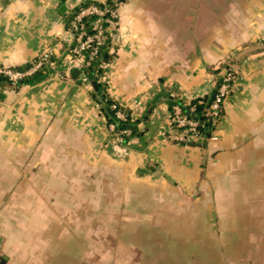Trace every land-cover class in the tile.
Segmentation results:
<instances>
[{
    "label": "crops",
    "instance_id": "1",
    "mask_svg": "<svg viewBox=\"0 0 264 264\" xmlns=\"http://www.w3.org/2000/svg\"><path fill=\"white\" fill-rule=\"evenodd\" d=\"M86 1L106 0H0L1 65L30 63L49 51L60 56L45 77L8 87L0 98L5 264H76L75 241L102 238L84 225L112 222L117 236L129 223L161 228L153 211L166 200L182 195L194 207L209 192L218 209L219 186L241 194L249 176L264 192V0L118 1L112 57L99 80L136 121L125 143L115 140L98 87L83 83L62 58L72 40L65 15ZM221 65L234 72V88L211 135L194 145L168 139L169 112L210 94ZM231 200L230 208L244 202ZM135 207L141 223L122 216ZM219 220L204 221L213 235ZM135 229L129 237L137 240L145 229Z\"/></svg>",
    "mask_w": 264,
    "mask_h": 264
},
{
    "label": "rangeland",
    "instance_id": "2",
    "mask_svg": "<svg viewBox=\"0 0 264 264\" xmlns=\"http://www.w3.org/2000/svg\"><path fill=\"white\" fill-rule=\"evenodd\" d=\"M62 58L65 60L66 54ZM263 175L264 171L262 177ZM256 178L259 186L260 181ZM245 179L246 191L241 194L237 192L234 196L229 192L227 184L219 186L221 206L218 209L211 206L207 191L199 206L187 207L190 204L185 205L181 201L182 195H179L180 199L166 200L162 207L153 211L161 228L147 229L148 225H144L143 217L134 215L137 212L136 207L130 209V212L126 210L122 216L130 221L139 218L137 221L143 223L125 224V232L121 235L117 236L115 227L118 224L112 222L107 225H84L92 236L102 238L91 241L87 238L77 239L75 253L71 258L76 264H264V192L258 191L250 176ZM140 187L145 199H148L147 189ZM254 188L257 189L253 191ZM231 199L237 203L244 202L239 203L238 207L230 208L228 204ZM139 203L141 202L137 201ZM216 215L220 220L215 223L213 235L204 221ZM148 216L144 215L146 218ZM241 219H244L243 223H239ZM82 226H76V235H81ZM133 227L135 230L145 229L139 233L137 240L129 237ZM164 231L167 236L179 240L178 243H173L174 239H164L161 234Z\"/></svg>",
    "mask_w": 264,
    "mask_h": 264
},
{
    "label": "built area",
    "instance_id": "3",
    "mask_svg": "<svg viewBox=\"0 0 264 264\" xmlns=\"http://www.w3.org/2000/svg\"><path fill=\"white\" fill-rule=\"evenodd\" d=\"M118 3L117 4H105L99 5L96 3H90L82 5L77 13H75L72 20L67 26V34L72 40H74V47L71 53L66 54L65 60L68 66H75L80 70V79L83 83L92 86V82L89 77L84 73L83 68L89 65L96 56L98 49L105 43L111 32V26L118 18ZM87 17H95L92 29L89 31L85 19ZM89 51L86 58L85 51ZM51 52L44 53L41 57L30 67L28 70H17L14 67L0 64V75L4 74L8 76L12 84H16L22 77L31 74L40 66L45 63L52 64L49 61ZM234 88V76L230 74H223V81L218 86L214 99L208 110L214 120H218L222 117L224 111L225 100ZM1 90V85H0ZM183 106H188L189 113L184 112ZM117 107L116 103L112 105V108ZM196 107L191 102L184 105H176L169 112L167 119L169 123V130L167 133L168 139L178 143L189 144L198 139L204 137L205 125L201 124L198 119L190 116V113L195 111ZM117 121L110 122L109 126L112 133L115 136V140L118 143H125L128 136L131 133L130 128L119 127L120 121L127 119V114L116 110ZM214 124L212 123L211 127ZM213 131V129H212Z\"/></svg>",
    "mask_w": 264,
    "mask_h": 264
},
{
    "label": "trees",
    "instance_id": "4",
    "mask_svg": "<svg viewBox=\"0 0 264 264\" xmlns=\"http://www.w3.org/2000/svg\"><path fill=\"white\" fill-rule=\"evenodd\" d=\"M118 1L119 0H106L105 2L86 1L82 5H87L90 3H96L99 5H105V4H111L112 5V4H117ZM81 6L75 7L71 12H69L67 15H65L67 26L69 25V22L74 17L75 13H77L79 11ZM85 21L87 23L88 30L90 32L93 31L92 26H93V22L95 21V17H87L85 19ZM111 36H112V31L109 33V37L107 38L105 43L99 47L98 52H97L96 56L94 57V59L91 61V63L89 65H86L83 68V71L89 77L91 82L96 83V85L98 87L97 93L101 94L103 96V98L106 100V104H107V107L109 109V112H106V113L108 115L109 120L111 122L117 121L118 119L116 118V110H120V111L127 114V119L124 121H120L119 127L130 128L134 132L136 129V121L131 120L129 110L127 108L122 107L118 103L108 99L104 93L106 86L104 84H102L101 81L99 80L100 75L103 71L102 64L104 62L109 61L112 57V55L109 54V52H108L110 42H111ZM74 45H75L74 40H71L70 43L64 45V47L62 49V54L71 53ZM88 53H89L88 50L85 51L86 58L88 56ZM40 57L41 56L37 57L36 59H34L30 63L19 65V66H16L14 68L17 70H23V71L28 70L30 67L33 66V64H35V62ZM59 59H60V56L56 57L54 55L52 56V54H51L49 61H51V63H57L59 61ZM49 65H50V62L43 64L42 66H40L38 69H36L31 74L26 75V76L22 77L21 79H19L15 85L12 84V82L9 80L8 76L1 74L0 75V85H1L0 98L3 97L4 89H6L8 87H19V86L24 85V84H29V83L39 81L40 79L45 77L48 74ZM216 73H217V81H216V86H215L214 90L208 95L195 98L194 100L191 101V103L193 105H195L196 109H195V111L190 113V116L195 118V119H198L201 124L205 125V129L203 131L205 138L209 137L211 135V132H212L214 125L219 123L220 120L222 119V117H221L218 120H214L210 115H208V110H209V107L211 105L212 100L214 99L215 93L217 92L218 86L223 81V74H226V75L230 74V75L234 76V72L228 66H224V65H221V67L216 69ZM115 103H116L117 107L115 109H113L112 105ZM183 108H184V112L188 113L187 112L188 106H183ZM223 113H224V111H223ZM223 113H222V116H223ZM212 123L214 125L211 127Z\"/></svg>",
    "mask_w": 264,
    "mask_h": 264
},
{
    "label": "water",
    "instance_id": "5",
    "mask_svg": "<svg viewBox=\"0 0 264 264\" xmlns=\"http://www.w3.org/2000/svg\"><path fill=\"white\" fill-rule=\"evenodd\" d=\"M74 72H75L76 74H79V73H80V70L76 68V69L74 70ZM93 86H94L95 88H97V85H96L95 82H93ZM187 112L189 113V110H188V109H187ZM189 144H190V145H194L195 142H191V143H189ZM6 259H7L6 256H1V255H0V264H5Z\"/></svg>",
    "mask_w": 264,
    "mask_h": 264
}]
</instances>
